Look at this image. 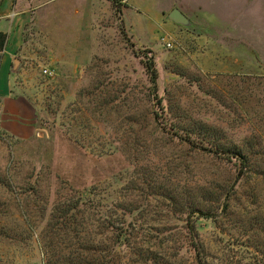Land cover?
Wrapping results in <instances>:
<instances>
[{"label": "rangeland", "instance_id": "1", "mask_svg": "<svg viewBox=\"0 0 264 264\" xmlns=\"http://www.w3.org/2000/svg\"><path fill=\"white\" fill-rule=\"evenodd\" d=\"M125 1L106 10L96 0H52L40 12L56 16L27 25L21 55L0 52V264L45 261L53 199L69 187L112 212L120 194L135 198L146 212L135 215L142 233L167 230L169 246L180 245L177 264H196L183 216L140 195L147 167L181 186L235 184L226 209L197 221L208 264H264L255 248L264 245V0ZM172 7L194 25L171 21ZM193 119L223 143L248 145L262 174L238 177L235 158L190 155L173 130L162 133Z\"/></svg>", "mask_w": 264, "mask_h": 264}, {"label": "trees", "instance_id": "2", "mask_svg": "<svg viewBox=\"0 0 264 264\" xmlns=\"http://www.w3.org/2000/svg\"><path fill=\"white\" fill-rule=\"evenodd\" d=\"M112 2L118 4L119 0ZM6 37V33L0 32V50L4 48ZM146 58L144 67L149 72L152 90H155L157 71L153 59ZM189 122L191 125L165 127L162 133L173 130L172 135L188 145L190 155L207 156L219 163H228L235 158L239 165L238 177L243 176L244 170L262 174L261 168L256 170V163L249 156L251 151L248 145L241 148L223 143L213 127L196 119ZM138 175L145 185L140 195L144 194L147 199L152 192L165 202L168 211L170 206L173 213L183 216L187 245L193 252L195 263L208 264L197 221L200 218L214 219L219 209H226L234 199L235 184L220 185L211 180L181 186L172 182L169 172L148 167L139 171ZM0 184L4 186L6 183L0 178ZM35 187L30 185L32 194H35ZM69 189V193H55L50 218L43 230L46 240L43 245L45 261L42 264H177L180 245L169 246L172 239H169L167 230L156 231L160 236L142 233V226L135 215L139 213L142 216L146 212L135 198H125V194L121 197L120 194L112 212L99 207L84 189ZM92 189H96L95 186ZM91 193L96 195L93 191ZM91 205L93 212L89 211ZM258 219L255 217L250 227H258ZM260 231L264 234V228ZM262 247L255 245L260 251L264 250V245ZM170 249L176 252H170Z\"/></svg>", "mask_w": 264, "mask_h": 264}, {"label": "crops", "instance_id": "3", "mask_svg": "<svg viewBox=\"0 0 264 264\" xmlns=\"http://www.w3.org/2000/svg\"><path fill=\"white\" fill-rule=\"evenodd\" d=\"M51 1L52 0H0V32L6 33L7 35L4 48L0 51L4 54V60L15 54L21 55L22 51L26 49L24 37L27 25L28 27H37L41 21H45L51 14V19L56 16L52 12H40V10L47 5L46 3ZM96 1L98 3L105 2V4H107V6H105L106 10L111 6L110 0ZM119 1L124 3L125 0ZM53 8H55L54 12L59 10V6ZM100 8L101 7L98 6L96 9ZM173 8L174 7L171 9ZM77 11L78 10L75 9V12Z\"/></svg>", "mask_w": 264, "mask_h": 264}, {"label": "water", "instance_id": "4", "mask_svg": "<svg viewBox=\"0 0 264 264\" xmlns=\"http://www.w3.org/2000/svg\"><path fill=\"white\" fill-rule=\"evenodd\" d=\"M167 17L176 24H179L184 27H192L194 24L189 20L187 16H185L178 8L174 7L171 9ZM18 62L17 59L14 60V65Z\"/></svg>", "mask_w": 264, "mask_h": 264}, {"label": "built area", "instance_id": "5", "mask_svg": "<svg viewBox=\"0 0 264 264\" xmlns=\"http://www.w3.org/2000/svg\"><path fill=\"white\" fill-rule=\"evenodd\" d=\"M169 45V43H167ZM42 72L48 76H52L53 75V71L51 69H49L48 67H45L42 69Z\"/></svg>", "mask_w": 264, "mask_h": 264}]
</instances>
